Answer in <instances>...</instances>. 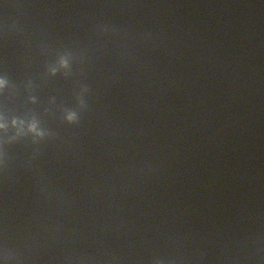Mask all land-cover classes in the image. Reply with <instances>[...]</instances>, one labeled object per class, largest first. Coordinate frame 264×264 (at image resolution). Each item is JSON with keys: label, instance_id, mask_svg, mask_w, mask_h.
<instances>
[{"label": "water", "instance_id": "1", "mask_svg": "<svg viewBox=\"0 0 264 264\" xmlns=\"http://www.w3.org/2000/svg\"><path fill=\"white\" fill-rule=\"evenodd\" d=\"M4 77L0 264H264V0H0Z\"/></svg>", "mask_w": 264, "mask_h": 264}, {"label": "clouds", "instance_id": "2", "mask_svg": "<svg viewBox=\"0 0 264 264\" xmlns=\"http://www.w3.org/2000/svg\"><path fill=\"white\" fill-rule=\"evenodd\" d=\"M70 54H62L58 56L55 65L49 67V72L52 76H55L57 72L63 71L67 73L70 70ZM8 87V80L6 77L0 78V92L4 91ZM86 91V89H85ZM35 103V99L32 100ZM81 107H83V101L81 100ZM64 121L69 125L79 123V115L75 110H66L63 116ZM11 129L14 130V135L8 137L5 140H0V167L7 166V156L3 146L11 143H15L19 140L31 138L33 144L39 143L45 140L49 133L42 126L40 121L32 116L30 119H18L13 118L10 122ZM9 131V123L3 116H0V132L7 133Z\"/></svg>", "mask_w": 264, "mask_h": 264}]
</instances>
